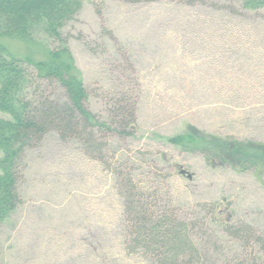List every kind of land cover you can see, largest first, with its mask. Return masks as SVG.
Here are the masks:
<instances>
[{"label":"rangeland","instance_id":"obj_1","mask_svg":"<svg viewBox=\"0 0 264 264\" xmlns=\"http://www.w3.org/2000/svg\"><path fill=\"white\" fill-rule=\"evenodd\" d=\"M82 2L63 33L90 92L89 108L111 122L119 102L135 106L134 135L110 137L107 165L56 133L30 150L23 203L0 226V264H152L126 249L116 170L158 208L191 222L195 242L213 262L237 259L240 243L215 216L264 234V172L241 173L206 153L228 137L264 143V9L246 10L239 0ZM40 40L5 45L14 55L41 60L48 45ZM191 127L205 139L188 149L169 143ZM204 205H215L216 213Z\"/></svg>","mask_w":264,"mask_h":264},{"label":"trees","instance_id":"obj_2","mask_svg":"<svg viewBox=\"0 0 264 264\" xmlns=\"http://www.w3.org/2000/svg\"><path fill=\"white\" fill-rule=\"evenodd\" d=\"M122 1L140 4L160 0ZM177 1L190 6L206 3ZM239 2L249 11L264 9V0ZM82 7V0H0V112L7 116L0 117V226L21 207L19 190L27 153L38 148L47 135L56 133L63 142H77L88 158L105 165L110 137L126 139L134 135L135 106L128 109L124 100L119 102V114L111 122L101 121L89 108L90 92L63 33ZM40 39L48 45L41 60L14 55L5 45L6 40L35 44ZM205 135L191 127L187 134L170 138L169 143L188 149ZM206 158L219 159L241 173L250 169L264 172V143L228 137L218 140ZM116 171L125 199L129 254H139L152 264H216L206 247L195 242L191 222L158 208L133 185L132 178ZM207 207L211 208L208 214L216 213L215 205L201 209L206 211ZM214 222L240 243L243 252L235 257L245 258L240 264H264V234L241 220L231 221L230 216L228 220L215 216ZM237 259L228 264H236Z\"/></svg>","mask_w":264,"mask_h":264}]
</instances>
